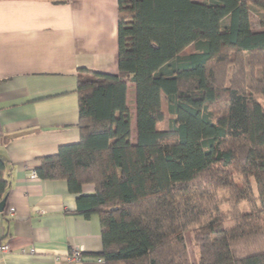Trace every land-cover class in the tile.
I'll use <instances>...</instances> for the list:
<instances>
[{"label":"trees","instance_id":"1","mask_svg":"<svg viewBox=\"0 0 264 264\" xmlns=\"http://www.w3.org/2000/svg\"><path fill=\"white\" fill-rule=\"evenodd\" d=\"M253 11L264 0H119V73L81 72L80 142L36 169L99 217L105 264H264V30ZM7 167L0 156V201Z\"/></svg>","mask_w":264,"mask_h":264},{"label":"crops","instance_id":"2","mask_svg":"<svg viewBox=\"0 0 264 264\" xmlns=\"http://www.w3.org/2000/svg\"><path fill=\"white\" fill-rule=\"evenodd\" d=\"M118 33L119 0H0V156L8 161L0 245L10 247L0 264H105L99 217L77 212L66 181L30 174L80 142L78 77L118 75ZM77 249L79 263L68 259Z\"/></svg>","mask_w":264,"mask_h":264},{"label":"rangeland","instance_id":"3","mask_svg":"<svg viewBox=\"0 0 264 264\" xmlns=\"http://www.w3.org/2000/svg\"><path fill=\"white\" fill-rule=\"evenodd\" d=\"M199 1V0H198ZM251 24H252V28L253 30L255 31H261V30H264V13L263 12H260V11H253L251 13ZM193 52V46H190L189 48H187L185 50V53H192ZM233 68H229V71H228V76L230 77L232 74ZM232 77V76H231ZM134 97L132 96V92L129 93V102H130V105H132L134 103L133 101ZM164 109H165V113H166V118H165V121L161 122L158 127L160 129H166L168 127V119H169V116H168V113H167V106H166V103H164ZM221 199H227L228 198V194L223 192L221 193ZM221 209H222V212L224 213H228L229 210H230V206L228 203H223V205H221ZM241 211H247V204H241V207H240ZM226 225L228 227H230L232 225V222H227ZM189 236L187 234V241H188V246H189V252H190V255H191V258L192 260H195V253H194V250L192 248V245L189 243Z\"/></svg>","mask_w":264,"mask_h":264},{"label":"built area","instance_id":"4","mask_svg":"<svg viewBox=\"0 0 264 264\" xmlns=\"http://www.w3.org/2000/svg\"><path fill=\"white\" fill-rule=\"evenodd\" d=\"M30 177L33 179H37L38 175L37 172L34 171L30 174ZM10 212L13 213L14 209H10ZM10 251V247L8 245H0V263L5 256ZM83 258L82 251L77 249L74 250L73 253L68 257V259L72 262L79 263ZM102 261V260H101Z\"/></svg>","mask_w":264,"mask_h":264},{"label":"water","instance_id":"5","mask_svg":"<svg viewBox=\"0 0 264 264\" xmlns=\"http://www.w3.org/2000/svg\"><path fill=\"white\" fill-rule=\"evenodd\" d=\"M7 199L8 195H6L1 201H0V213L4 212L6 205H7Z\"/></svg>","mask_w":264,"mask_h":264}]
</instances>
